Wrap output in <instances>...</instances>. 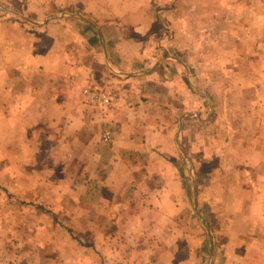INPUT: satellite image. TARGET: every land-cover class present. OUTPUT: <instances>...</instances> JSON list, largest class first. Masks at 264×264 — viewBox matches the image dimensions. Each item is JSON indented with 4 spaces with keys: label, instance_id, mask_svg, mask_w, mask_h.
<instances>
[{
    "label": "crops",
    "instance_id": "0c3cea01",
    "mask_svg": "<svg viewBox=\"0 0 264 264\" xmlns=\"http://www.w3.org/2000/svg\"><path fill=\"white\" fill-rule=\"evenodd\" d=\"M154 4L0 0V118L51 153L46 196L30 177V210L42 229H63L54 214L66 201L86 214L97 252L79 247L77 264H264V78L220 72L211 48L178 45L171 11ZM88 87L111 105L87 103ZM60 163L80 171L59 174ZM120 231L136 247L146 233L145 248L120 254Z\"/></svg>",
    "mask_w": 264,
    "mask_h": 264
},
{
    "label": "rangeland",
    "instance_id": "374dc122",
    "mask_svg": "<svg viewBox=\"0 0 264 264\" xmlns=\"http://www.w3.org/2000/svg\"><path fill=\"white\" fill-rule=\"evenodd\" d=\"M162 1L159 6L154 4V9L166 8L171 11L165 17L164 27L167 36L177 38L178 45L183 47L192 45L191 47L199 48V56L203 48H211L207 51L214 52L206 54L210 61L218 64L224 59L225 67L221 68L220 72L227 71L232 76L243 72L248 78H264V68L260 65L264 66V0H166L163 3ZM261 1H263L262 7L259 6ZM260 16V21L255 22ZM168 45L173 48V44ZM261 48H263L262 52ZM223 51L225 53H222ZM204 56L205 54L203 59ZM256 63L259 69L250 70L249 67H255ZM18 122L15 118L12 120L0 118V255L5 256L11 264L14 262L77 264L79 247L86 246V251L97 252L95 242L99 233L90 225L88 229L84 227L86 214L73 213L70 201H66L68 208L65 214H54L56 226L58 224L63 229H42L41 225L45 224L36 223L40 213L32 212L30 206L38 196L29 193L37 185H34L36 181L33 182L30 177L33 172H38L43 179L39 182L38 190L46 196L49 182H46L45 177L53 168L48 163V156L51 153L48 149L29 147L30 142L23 140L30 135L22 132ZM36 159L38 163L32 164L31 161ZM58 161H61V154ZM56 165L55 170L59 174L80 171L77 165L65 166L61 163ZM44 203L46 204V201ZM41 209H44V204H40ZM58 209L57 206L53 208L55 212ZM18 219L21 223H18ZM34 223L37 228L33 226ZM127 234V231H120L117 236L119 253L128 256L136 254L137 251L134 250L136 248L141 252V249L145 248L146 233L138 236L140 237L138 247L128 245L130 238ZM50 238L55 239L54 245L50 242ZM208 240H210L209 235ZM61 242L65 244H60ZM206 247L209 250V245ZM64 253H74L71 261L76 260V262H69L67 261L69 258L61 257L60 255ZM35 255L38 256V261L34 260ZM211 259L208 258L209 263H212Z\"/></svg>",
    "mask_w": 264,
    "mask_h": 264
},
{
    "label": "built area",
    "instance_id": "2783aa9c",
    "mask_svg": "<svg viewBox=\"0 0 264 264\" xmlns=\"http://www.w3.org/2000/svg\"><path fill=\"white\" fill-rule=\"evenodd\" d=\"M87 103H89L92 106H101L106 107L110 106L112 103V94L108 91H105L101 88L95 87V88H86L83 92ZM104 138L106 141H110L112 138L111 131L106 130L104 132Z\"/></svg>",
    "mask_w": 264,
    "mask_h": 264
},
{
    "label": "water",
    "instance_id": "95a60500",
    "mask_svg": "<svg viewBox=\"0 0 264 264\" xmlns=\"http://www.w3.org/2000/svg\"><path fill=\"white\" fill-rule=\"evenodd\" d=\"M204 223H205V221H204ZM205 224H206V223H205ZM208 235H209V237H210L211 250H212V253H213V251H214V239H213L212 233H211V231H210L209 228H208Z\"/></svg>",
    "mask_w": 264,
    "mask_h": 264
}]
</instances>
